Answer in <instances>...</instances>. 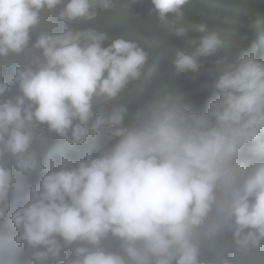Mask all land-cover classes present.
<instances>
[{"label":"clouds","instance_id":"1","mask_svg":"<svg viewBox=\"0 0 264 264\" xmlns=\"http://www.w3.org/2000/svg\"><path fill=\"white\" fill-rule=\"evenodd\" d=\"M216 2L0 0V264L68 247L67 264H264V59L254 40L229 58ZM251 30L264 47V20ZM219 48L213 96L194 108L184 92L205 87ZM160 62L177 72L143 88ZM38 133L69 146L16 193L15 175L44 171Z\"/></svg>","mask_w":264,"mask_h":264},{"label":"trees","instance_id":"2","mask_svg":"<svg viewBox=\"0 0 264 264\" xmlns=\"http://www.w3.org/2000/svg\"><path fill=\"white\" fill-rule=\"evenodd\" d=\"M217 2H219L218 14L220 16V21L218 22L216 29L228 32L235 36V38H233L231 41L237 48L236 56H229V58H238L243 51H246L248 49L249 43L254 40L258 44V57L263 60L264 47H262L256 40L257 31L251 30V27L254 25V23L264 20V0H217ZM101 18L106 19L109 24H116V21L109 16H102ZM169 18L176 17L169 15ZM80 21V27L85 28H87L88 24L93 25L94 23L93 20L88 21L89 23H86L83 20ZM68 25V23L60 21L59 23L55 24V29L53 32L63 31L68 27ZM45 28L49 29L50 27ZM100 29H102V27H100ZM217 56H221L220 48L214 54L212 63L208 66H203L206 83L205 87L200 90H198L197 88H195L194 90L187 89L184 92L185 102L193 106L194 108L203 109L204 107H206L207 101L213 96V78L222 67V65H218L214 62ZM174 72H177L175 68L169 67L165 62H160L152 65L148 70H146L138 79V82L142 85L143 88L151 89L158 85H162L164 78ZM177 78L178 77L169 78V84L174 85ZM10 94L16 95L17 92L10 91ZM51 136H54V138L51 139ZM68 146L69 145H67L66 142L60 140V138L56 137L54 134L38 133L37 140L34 143L33 147L41 153L42 162L44 164V171L34 172L31 174L19 173L15 175L13 181L14 191L16 193H19L29 184L39 185L42 175L48 171L49 161L52 160L45 157L54 156L56 151L65 152L67 150L59 151L58 149H63ZM81 152H84V150L74 151L69 156L72 159L74 157L75 160L81 159L83 158L79 155ZM2 162L5 164V166L14 165L13 158L10 156H6ZM102 244L109 251H122L120 248L119 240L114 237L109 236L107 239L102 241ZM72 256V248H65L62 253L61 259L59 261L52 262V264H67ZM16 263L34 264V261L31 258V250L27 248L24 254L16 259Z\"/></svg>","mask_w":264,"mask_h":264},{"label":"bare ground","instance_id":"3","mask_svg":"<svg viewBox=\"0 0 264 264\" xmlns=\"http://www.w3.org/2000/svg\"><path fill=\"white\" fill-rule=\"evenodd\" d=\"M59 8H62V7L59 6V7H58V10H59ZM41 16H42V17L47 16V17H49L50 19H53L54 24H57V23L60 22V21L57 20L56 15H54V14H52V13H49V12H47V11L42 12V13H41ZM39 26L50 27V23L42 22V23L39 24ZM47 29H48V28H47ZM32 33H33V34H37L36 31H32ZM109 43H110V42L105 43V46H106L107 44H109ZM129 108H132V107H129ZM73 161H75V158H74V157H73Z\"/></svg>","mask_w":264,"mask_h":264},{"label":"rangeland","instance_id":"4","mask_svg":"<svg viewBox=\"0 0 264 264\" xmlns=\"http://www.w3.org/2000/svg\"><path fill=\"white\" fill-rule=\"evenodd\" d=\"M25 52H28V50H25ZM37 53V55L39 54L38 52H36ZM17 235H18V233H17Z\"/></svg>","mask_w":264,"mask_h":264}]
</instances>
